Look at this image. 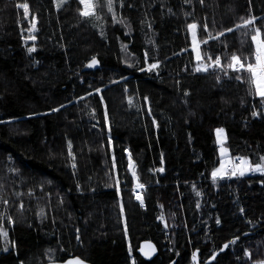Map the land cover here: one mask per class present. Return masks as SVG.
I'll use <instances>...</instances> for the list:
<instances>
[{
	"label": "trees",
	"instance_id": "obj_1",
	"mask_svg": "<svg viewBox=\"0 0 264 264\" xmlns=\"http://www.w3.org/2000/svg\"><path fill=\"white\" fill-rule=\"evenodd\" d=\"M93 4L85 18L79 0H0V264H194L195 249L205 263L232 238L208 264L264 260V171L213 178L226 155L264 166V103L227 68L233 54L254 62L264 0ZM208 56L227 75L195 71Z\"/></svg>",
	"mask_w": 264,
	"mask_h": 264
},
{
	"label": "snow or ice",
	"instance_id": "obj_2",
	"mask_svg": "<svg viewBox=\"0 0 264 264\" xmlns=\"http://www.w3.org/2000/svg\"><path fill=\"white\" fill-rule=\"evenodd\" d=\"M66 0H58L57 3V7H60L63 3H65ZM185 2H190V0H185ZM201 3H203V0H200ZM79 3L81 5H83V10L80 11V15L82 17H90L95 15V8L97 7V5L93 4V0H79ZM113 4H114V0H106V6L108 8L109 12L113 11ZM18 7L23 8L24 9V13L25 16L27 17L28 15V8L29 5L27 3L24 4H20L18 5ZM98 18V17H97ZM35 19V18H33ZM256 17L252 16L249 19H244L241 18L242 20V24H237L235 26V28H228L225 31L226 32H233L235 29H239V28H247V27H251L254 25L255 21H256ZM36 25L35 23L32 24V28L35 29ZM188 27L190 29L195 30L197 28L196 24H190L188 25ZM205 29H207V25L204 26ZM255 31V35H253L251 37V40L254 42L255 44V50L252 54L254 62H249L248 58L245 57L243 58V60L241 59L240 56H237L235 54H233L230 57V62L227 65V68L232 69V71L234 72H241V71H245L249 74V80L248 83L252 86H254V90L256 95H258L261 98V102L264 103V39L261 38V29L260 28H254L253 29ZM224 32L219 33V36H223ZM35 37H30V39H34ZM219 37H210V39H217ZM208 41L205 40L203 41V43H207ZM28 51L31 53L33 51H35V48H29ZM197 59H201V57L198 55ZM207 59L209 61H211V63H207V64H200L199 66H197L195 68V71L200 72V71H204L207 72L209 71L210 68H219L221 71H223L225 73V75H227V71L225 69V67L221 64V57H216L214 60L212 59L211 56H208ZM97 63L96 58L93 57L91 63L89 64V66H95V64ZM158 67V63H153L150 64L148 67V70L151 71L153 69H156ZM144 69H141V71H143ZM217 79H219V77H217ZM236 79H241V76L237 75ZM97 91H99V89H97ZM253 115H257L256 112L253 113ZM223 129H217V134H218V139H219V135L221 133H223ZM69 148H71V144L69 143ZM74 160V157H73ZM261 160H264V157H261ZM73 167H75V163L73 162ZM130 167H131V163H130ZM253 171H264V166H261L260 164L255 165L254 168L250 169ZM15 171V170H13ZM159 171H163V169H159ZM135 175V173H133ZM240 175H244V171L242 170L240 172ZM213 178H216V172H213ZM223 178V177H221ZM139 187H143V185H139ZM137 199H141L139 196L137 197ZM5 203H7L5 201ZM141 203H143L142 199H141ZM217 223H219V221H217ZM6 235V233H5ZM225 247H227V245H225ZM70 264H83V261H80L78 258L74 261V262H70ZM261 264H264V262H261Z\"/></svg>",
	"mask_w": 264,
	"mask_h": 264
},
{
	"label": "water",
	"instance_id": "obj_3",
	"mask_svg": "<svg viewBox=\"0 0 264 264\" xmlns=\"http://www.w3.org/2000/svg\"><path fill=\"white\" fill-rule=\"evenodd\" d=\"M92 58L87 62V67L88 68H97L99 66V60L96 58L97 63L95 64V66H89V64L91 63ZM248 232H245L242 235H247ZM235 239L237 238H232L226 242H224L209 258L205 263H201L199 261V256H198V249H195L193 254H192V260L194 262V264H208L211 261H213L220 253L224 252L226 250L227 247H225V245H229L230 243H232ZM137 252L140 254V256L142 258H144L145 260H150L152 259L158 252V248L157 245L155 244V242L151 239H143L139 242L138 247H137ZM79 259L80 261H83V264H92L90 261L85 260L84 258L80 257L79 255H73V256H69L66 257L63 260H52V261H47L44 263H39V264H70V262H74L76 259ZM174 260H172L169 264H173Z\"/></svg>",
	"mask_w": 264,
	"mask_h": 264
},
{
	"label": "rangeland",
	"instance_id": "obj_4",
	"mask_svg": "<svg viewBox=\"0 0 264 264\" xmlns=\"http://www.w3.org/2000/svg\"><path fill=\"white\" fill-rule=\"evenodd\" d=\"M57 3H58V0H55V4L56 5H57ZM189 32H190V37L192 36L191 44H192V49H193V52H194V56H195V58H197L198 55L201 57L199 43H198V41H197V39L195 37V34H194L195 33V30L189 28ZM218 129H220V128H218ZM216 135H217V139H218L217 129H216ZM224 140H225V131H223V133H221L219 135L218 142L220 143V145H222V142ZM234 164H235L234 171H233V173H230V175L231 174H233V175L234 174L240 175V172L242 170L244 171V174H245V173H248L249 170H250V165H249V162H248V160L246 158L241 157L238 160H234ZM215 172L218 173L217 176H220L221 175L222 170H221V166L220 165L215 170ZM228 175H226V176H228ZM261 262H264V260H260V261L256 262L255 264H261Z\"/></svg>",
	"mask_w": 264,
	"mask_h": 264
},
{
	"label": "built area",
	"instance_id": "obj_5",
	"mask_svg": "<svg viewBox=\"0 0 264 264\" xmlns=\"http://www.w3.org/2000/svg\"><path fill=\"white\" fill-rule=\"evenodd\" d=\"M224 164V167H223V174L224 175H228L230 173H232L233 169H234V164H233V161L231 160L230 157H225L221 160V165ZM134 196H135V199L141 203V199L143 201V196H142V193H141V187H139V184H135L134 186ZM140 197L141 199H137V197ZM143 204V203H141Z\"/></svg>",
	"mask_w": 264,
	"mask_h": 264
},
{
	"label": "crops",
	"instance_id": "obj_6",
	"mask_svg": "<svg viewBox=\"0 0 264 264\" xmlns=\"http://www.w3.org/2000/svg\"><path fill=\"white\" fill-rule=\"evenodd\" d=\"M225 157H229V156H228V155H226V156H222L221 159H220V166H221V170H222V173H221L220 176H225V175L223 174V167H224V164L221 165V160H222L223 158H225Z\"/></svg>",
	"mask_w": 264,
	"mask_h": 264
},
{
	"label": "bare ground",
	"instance_id": "obj_7",
	"mask_svg": "<svg viewBox=\"0 0 264 264\" xmlns=\"http://www.w3.org/2000/svg\"><path fill=\"white\" fill-rule=\"evenodd\" d=\"M228 176H233V174H231V175L229 174Z\"/></svg>",
	"mask_w": 264,
	"mask_h": 264
}]
</instances>
